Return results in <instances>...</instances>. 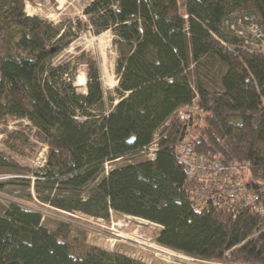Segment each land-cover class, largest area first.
Here are the masks:
<instances>
[{
  "label": "trees",
  "instance_id": "16d2710c",
  "mask_svg": "<svg viewBox=\"0 0 264 264\" xmlns=\"http://www.w3.org/2000/svg\"><path fill=\"white\" fill-rule=\"evenodd\" d=\"M25 5L11 0L0 9V122L26 118L43 134L45 165L34 173L38 199L102 219L110 213L147 219L160 225L157 242L188 255L264 264V213L232 214L210 204L199 211L175 157L187 131L176 111L195 101L202 111L189 133L197 155L235 165L234 176L264 205V50L224 28L227 16L242 10L255 15L264 33V0H92L86 22L75 25L114 36L118 86L105 115L96 60L88 62L86 94L73 84L75 71L49 64L80 31L27 16ZM166 121L150 161L140 151ZM3 143L21 156L34 149L23 129ZM14 166L1 150L0 172ZM43 219L42 211L16 201L0 207V264H146L88 245L71 223Z\"/></svg>",
  "mask_w": 264,
  "mask_h": 264
},
{
  "label": "rangeland",
  "instance_id": "374dc122",
  "mask_svg": "<svg viewBox=\"0 0 264 264\" xmlns=\"http://www.w3.org/2000/svg\"><path fill=\"white\" fill-rule=\"evenodd\" d=\"M91 1L92 0H25V11L27 16H37L40 18H46L49 21L51 20L59 29H65L66 31H71V33L73 31H80V36L72 39L70 45L65 48L61 54L52 58L49 64L55 66L66 64L68 71H75L77 76L73 84L76 85L78 92L86 94L87 71L89 67L88 62L96 60L101 73V81L105 95V109L101 114L105 115L110 107L109 97L116 96L114 90L118 86V76L115 72L117 50H115L113 44L112 39L114 36L111 30H106L101 34H93L91 30L85 29L83 26L81 27V30L76 28L75 23L78 19L81 20L82 23L86 22V19L83 17L84 9ZM10 2L11 0H0V9L5 11L10 5ZM116 102L117 100H115L114 104ZM98 112H96V114H98ZM22 129L27 133L30 142L34 143V149L29 155L25 156L11 152L3 143V140L12 130ZM1 150L5 151L9 157L15 161V166L13 172L2 170L0 175L7 174L16 177L13 180L17 179L22 184H19V182L13 184L9 183L13 180L6 182H3L2 180V182H0V207L8 201L19 202L24 206L26 205L42 211L44 218L43 223L46 225L49 224L55 226L59 221H65L78 227L83 231L85 241L90 246L94 245L111 252L118 251L125 255L133 254L135 256L140 251L141 254L144 255L143 257L147 258V260L153 259V264H167L164 260L154 257L152 250H142L143 248L140 247L138 243H130L131 241H126L121 237V239L118 238L117 240V237L110 235L111 230L106 229L104 225H108L111 228V220H120L122 215L113 213L112 217L105 219V222L99 225L97 221H90V219L83 215L74 214L73 216L66 214L48 204L46 205L42 203L38 199L34 186V181L36 179L34 173L45 165L47 145L44 141L42 132L37 128L33 121L22 117H12L7 122H0V151ZM124 162L125 160L116 161L111 163L112 165L107 163L106 169H109L114 165H122ZM102 175H104V173L100 175V179ZM27 181L29 182L28 184L26 183ZM134 222L135 221L131 220L129 223L130 226H127L128 224L125 225V227L122 226V232L117 228L118 230H116V232L122 234V236L136 239L144 236L143 238L147 240L146 244L148 245L150 243V246L153 247L151 244H154V240L157 239V229L150 225L137 226ZM134 228H137V230H134ZM111 238H116V240L112 239V241H114L112 242L109 240ZM158 257L165 259L163 254ZM227 264L232 263L227 262Z\"/></svg>",
  "mask_w": 264,
  "mask_h": 264
},
{
  "label": "built area",
  "instance_id": "2783aa9c",
  "mask_svg": "<svg viewBox=\"0 0 264 264\" xmlns=\"http://www.w3.org/2000/svg\"><path fill=\"white\" fill-rule=\"evenodd\" d=\"M83 17L86 19L85 15ZM224 23V28L226 30L244 37V44L252 48H258L260 46L264 50V33L262 25L259 22H255V15L242 10H236L227 16ZM200 111H202V109L195 101L176 111V119L180 120L185 125L187 131L185 137L176 143L175 157L179 159L183 168H185V179L190 183L188 190L190 192L191 200L194 201L195 205L199 206V211L204 206L210 204L215 205L219 210H224L232 214L245 208L255 212L264 213V205L258 192L252 187H249L244 180L234 176L233 171L236 169L235 165L227 164L223 161H209L205 156L200 154L197 155L194 141L189 131L192 128L191 120L193 115ZM168 123L169 121H166L164 126L155 131L153 140L149 144L143 146L140 151L141 156L150 161L155 160L156 152L160 148L159 141L163 137L162 130L169 126ZM12 177L13 176L7 174H2L0 175V182H2V180L11 179ZM57 210L73 216L74 214L83 215L90 219V221H97L99 225L105 222L104 218L87 216L81 212H67L61 209ZM110 215V217L113 216L112 213H110ZM131 220L135 221L134 223H136L137 226L150 225L151 227H154L157 229L156 233H158L160 229L159 224H155L138 216L127 214H123L120 220L113 221L112 219L110 222L111 228L108 225L104 226L106 229L111 230L110 235L117 237V240L121 237L126 241H131L130 243H138L139 246L143 248H141L142 250H152L154 257L164 260L167 264H227V262L224 261H212L207 258L188 255L183 251L160 244L157 242V239L154 240L155 243L151 244L153 246L151 247L150 243L148 245L146 244L147 240L143 238L144 236L139 237V240L122 236V234L116 232V230H118L117 228L122 232V226L125 227L127 224V226H130L129 223ZM134 230H137V228H134ZM112 239L114 238L109 240L112 241ZM114 240H116V238ZM161 254L165 256V259L158 257ZM129 256L139 259L146 264H153L154 262L153 259L147 260V258L143 257L144 255H142L140 251L136 256L133 254H130Z\"/></svg>",
  "mask_w": 264,
  "mask_h": 264
},
{
  "label": "water",
  "instance_id": "95a60500",
  "mask_svg": "<svg viewBox=\"0 0 264 264\" xmlns=\"http://www.w3.org/2000/svg\"><path fill=\"white\" fill-rule=\"evenodd\" d=\"M117 103V102H116ZM115 103V104H116ZM134 140V137H132V138H130L129 140H128V143H132V141Z\"/></svg>",
  "mask_w": 264,
  "mask_h": 264
},
{
  "label": "bare ground",
  "instance_id": "6f19581e",
  "mask_svg": "<svg viewBox=\"0 0 264 264\" xmlns=\"http://www.w3.org/2000/svg\"><path fill=\"white\" fill-rule=\"evenodd\" d=\"M198 209H199V207H198Z\"/></svg>",
  "mask_w": 264,
  "mask_h": 264
}]
</instances>
